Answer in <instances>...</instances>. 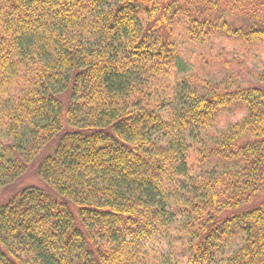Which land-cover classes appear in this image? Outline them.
Listing matches in <instances>:
<instances>
[{
    "label": "trees",
    "instance_id": "16d2710c",
    "mask_svg": "<svg viewBox=\"0 0 264 264\" xmlns=\"http://www.w3.org/2000/svg\"><path fill=\"white\" fill-rule=\"evenodd\" d=\"M263 43L264 0H0V189L43 182L0 264H264Z\"/></svg>",
    "mask_w": 264,
    "mask_h": 264
},
{
    "label": "rangeland",
    "instance_id": "374dc122",
    "mask_svg": "<svg viewBox=\"0 0 264 264\" xmlns=\"http://www.w3.org/2000/svg\"><path fill=\"white\" fill-rule=\"evenodd\" d=\"M241 57L245 61L243 66L244 74L246 75L247 79H251L250 76L253 74V69L259 70L264 68V43L260 45L244 46L241 51ZM211 77L214 79L222 78L223 69H219L216 67L212 72ZM240 117L241 113L232 116L231 120H237ZM36 167V162H33L19 179H17L14 183L8 184L0 189V204L5 202L9 197H11L23 187L30 185L43 186V182L39 179L38 175L35 172ZM263 201L264 191L254 199L252 205L250 206L259 205Z\"/></svg>",
    "mask_w": 264,
    "mask_h": 264
}]
</instances>
